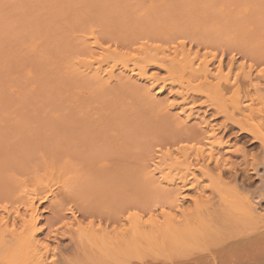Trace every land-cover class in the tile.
Returning a JSON list of instances; mask_svg holds the SVG:
<instances>
[{
	"label": "bare ground",
	"instance_id": "1",
	"mask_svg": "<svg viewBox=\"0 0 264 264\" xmlns=\"http://www.w3.org/2000/svg\"><path fill=\"white\" fill-rule=\"evenodd\" d=\"M11 1L9 2V0H3V1L0 0V13L4 12L6 8L7 9L11 8V7H8ZM14 1L17 2L18 0H14ZM21 1L23 2L25 0H21ZM27 1L31 2V0H26V2ZM57 1L55 2V4H58ZM29 2H27L26 4L24 3L22 7L25 5L26 7L27 5H30L31 3ZM37 3H40V2H37ZM204 3H206L207 5L206 1ZM52 4H50V6L54 7V5L52 6ZM84 4H83V7H84ZM112 4L115 5V3H112ZM112 4L111 6H114ZM149 4L152 5L151 7L153 8L154 6L153 2ZM148 5H147V8L150 9L151 7H148ZM210 5L208 6L210 7ZM17 6L16 7L18 8V10H21L19 5ZM35 6L38 7L37 5ZM162 6L165 7L167 5L165 4ZM16 7L14 10H16ZM32 7H34V5H32ZM32 7L31 9L27 8L26 10H29L27 12L29 13H31V11L34 12L35 10H33ZM115 7L114 9H116ZM143 7H140V8L143 9ZM66 8H68V6ZM22 9L24 10V8ZM157 9L152 10V11L156 10V12H154L155 13L154 16L148 15V17L152 16L155 18L157 14L160 15L161 13V12L157 13V11H160V10L162 11L164 8H161L159 10ZM194 9L195 8H193V10ZM144 10L145 9H143L142 11ZM165 10H167V12L163 11L165 12L164 14L168 13V7H166ZM42 11L44 12L45 10L42 9ZM50 11H53V10H50ZM19 12L23 14L22 11H19ZM45 12H48V11H45ZM59 12L60 11H58V13ZM21 14H19V16H21ZM47 14H43L46 17H42V22L44 23V27L41 26L40 29L41 28L42 29L40 31L43 32L42 30H44V32L48 34L47 37L52 36V34L54 33L53 35L54 37L52 36V41H50V48H48V50L51 49L50 50L51 53H47V51L45 50L44 51L38 50V49H41V46L44 45V41H47V40H43V42L39 41L38 39H34L30 41L29 40L30 36H26V35H29L28 34L30 33L29 30H22V29H19L18 31L14 30L15 27L17 26H14L12 29L6 28V27H12V26H6V24L11 25L12 24L11 19L13 18L15 19L16 17L14 16L13 18L10 19L12 14L10 17L6 16V12H4L3 14H0V16L2 17V18L0 17V20H2L1 21L2 23L0 22V71L2 70L7 71L5 67L9 66L8 69H10V66L14 64L18 66H23V65H20V64H23L20 62L27 60L23 58L24 56L20 55V52L18 51L16 46L13 45V43L18 41V39H16L17 41L12 40L14 38L21 37L25 41L24 37H22L23 36L22 33H24L26 40L30 41L29 43H25V44L28 45V50L32 54L35 53V56H38V53L42 54L45 52L44 55H40L34 61L31 60L32 62H36V60L40 61L41 59L43 60V58L50 60L49 58H52V57L55 58V54H56L58 57H56L55 59L59 58L58 62L60 63H58L54 58L52 59L56 62V64L60 65L59 67H61V64L69 63V65L73 67L72 69H68L67 67L63 65L62 66L65 67V69L72 70L70 71V74L76 72L77 74H79L78 76H82L83 78L81 79L80 82L85 81L88 83L86 85H90V87L98 86L99 88H103V84L108 85L113 81H117V83H119V86L125 87L127 85V88H129V85H131L132 82L136 83L132 80H139V81L146 80V81H149L148 85L145 84L148 86V89L145 88L147 89L145 93L143 91H141L140 93L145 94L143 96V99H145L144 100L145 103L148 102L146 104L148 105L149 103L152 104L150 106V109H153L154 106L162 107L164 105L166 107L167 106L171 107L170 109H172V107L174 108V106H177V108H179V114L181 113L182 115H185L186 119H188L189 116L194 112H201L205 114V116H207V114L210 115L211 118L217 119L218 116H221L222 121L219 123L216 122L215 124L213 123L212 125L210 124V126L208 125L209 127H207L206 122H204L205 120H203L202 125H205L208 128L206 133L203 132L204 135H201L202 134L201 132L198 135L197 132L199 131L196 132L195 131L196 129H189L190 131L187 129V130H184V132H182L181 130H179V128L178 129L174 128V129H177L176 131H178V132L175 131L174 134H171L168 131L162 132V133L167 132V134L169 133L168 134L169 136L166 135L169 138H165L166 136L164 134H162L161 132H158L160 136L161 135L164 136L163 139L160 140L161 142L159 140L156 141L157 139H160L159 136L158 137L152 136L154 134L152 130L151 132L153 134L150 135L152 137L148 136V132H146V134L141 136L142 137L141 138L140 134H143L144 132V131H141L142 129L144 130V127H143L144 125L142 124H140V126L143 127L140 129L141 133L138 132L139 131L138 128L131 127L133 126L132 123H130L131 125L129 126L127 125L128 123H126V125L123 124L124 129L128 127V129L132 128L133 130V132H131L132 130H128V129H125L124 132L123 130H121L125 134H121V131L119 129H122V128H117V126L114 127V123H112L111 126H109V127H113L114 129L104 127L105 131L107 129L109 132H115V133L119 132L117 133L118 136L122 138L126 137V139H128L129 136L134 137V135L139 133L137 137L139 138V140H142L141 142L143 144L141 143L142 145H139V146L135 144L134 146L135 149H133V152H132L133 154H131L130 156L134 158L136 156L137 158L138 156L135 155L136 154L135 152H142V151L146 152V155H149V154L150 155L148 156L147 160H144L142 159L145 157V154H144L143 157L141 156V159L138 158L140 159L139 161H142L141 163H138L137 161L136 163H134V164L138 163L136 168H134V170H129L131 171L132 174L134 173V177L130 176L131 174L130 175L126 173L124 174L126 177H129V178L133 177V179H136L135 177H138V176L141 177L140 174L141 175L144 174L145 177L142 176L144 177L143 183L142 181L141 183L139 181V183H136L138 184V186L132 188V189L137 188L136 190L139 189V191H141V194H135L136 197H133L132 200L130 201L125 200L122 202V200L118 199L121 202L120 203L118 201V205L115 204L117 203V199L112 197L110 198V201H112L114 205L109 204V203L107 204L108 206L106 204H102L101 208H98V205L100 206L101 203L104 202L102 196L103 194L104 195L106 194L100 193V192L102 191L104 192L105 186L108 189L113 188V186L117 184L116 183L117 178L119 177L115 178L117 174H114V173L111 174L113 170L112 171L109 170L108 167L105 166L107 169L104 168L105 169L104 170L103 168L98 166L97 171L100 173H97V175L99 176L97 175H95V177L90 176L89 177L90 179H89L88 176L86 175L87 172L85 171L83 172L82 168L81 169L78 168L82 171L81 174H78L80 170L75 169L78 166L81 167L80 165L84 166L85 163H83L82 161L83 164L78 163V162L75 164V161L73 163L72 161L73 159L71 157L77 156L75 153L79 154L80 156V154L86 151V149L87 151H89L88 149H90V151L86 152L87 155L85 156L82 155L81 158H83V156L89 157V155H93V154L94 155L91 156L92 158H94L95 154L96 156L100 155L101 157L103 155V154H100L102 150H104V152L106 153L108 152L107 155H109V151H111L112 148L114 149L113 151H117L118 149L120 150L119 147H123L121 146L120 142L117 141L120 138L117 140H112V138L111 140L106 139V138L104 139L102 137L104 136L103 133H100L101 137L97 133L96 135L97 138L96 136L91 137V138L92 139L96 138L97 140L99 139L101 140V138H103L104 140L103 139L102 141L99 140L102 143L100 142L90 143L86 141L81 142V140L77 139L81 144L85 143V145L89 144V147L93 146V148H86L87 146L84 145L83 146L84 148H83V147H80L81 146L80 145L78 149L82 148L83 150L82 152L80 151L81 153H79L77 152L78 150H75L77 149V147H75L77 143L74 144V141H77L75 140L76 136H70V137H73L74 141L72 139L71 141L73 142L71 143V145L73 146H68V147L69 148L75 147L73 151L74 153L72 154L71 152L73 148H71V151L69 152V149L67 147L68 151L65 150L63 153L69 152L67 153L68 154L67 156L69 157H66V154L64 155L65 158H67V160L66 162H65V159L62 160L64 161V163L61 162L62 166L61 164L60 165L58 164L61 167L59 168V166H57L59 170L52 168V165L56 164L55 162L54 164L49 165L50 163L45 158H43L44 159V161H42L43 164L45 162L46 165L51 166V167L46 166L49 169L47 170V172L50 171L48 172V175H49L48 177L45 175L38 176L36 177V179H34V181L32 180L31 185H28L25 182L26 180L23 181V180L18 179V177L15 176L17 174L16 173L15 175L13 174V176L11 175L12 177L11 176L9 177L10 179H16L15 181H17L18 183V186L16 187L17 190H13V189H16L14 187L13 189H11L12 191H9V190L4 191V189L0 191L1 192L0 200L1 199L5 200V201L4 200L0 201V214H1L0 215V264H264V67L257 70V69H254L255 67H253L252 65L250 64L246 65L243 63L239 66H236L238 68L236 72L235 71L233 72L234 66H233L232 61L229 62L228 65H226L227 71L226 70L223 71V62L221 59H217V61L218 60L219 61L215 65L208 64L210 63L211 60L206 61L203 59L200 60L199 63H196L195 60H197L196 57L198 56L197 52L195 51L196 56L193 57V54L192 55L190 53L185 54L188 52H184L183 50H186V49L181 48L183 47V43H185V41L180 42V39H179L181 38L180 34H182V37L184 35L182 33L183 30H180L181 28L176 29V30L175 29L167 30L168 32H166L165 30V32H162V34L161 33L158 34L160 31H158V33H153L158 30V27L157 29L155 28L158 24H161V28L162 26L164 27L162 28L163 30L167 29L166 27L167 23H166V26L162 25L164 23L162 22L163 17H159V16L157 17L160 18V21L152 20L158 23L157 25H153L155 22H153V24L148 23V22H152L150 21L152 19L151 17L146 19L147 22L145 21V23H147V26L150 27L151 25H153L150 28H154L155 29V30L153 29L154 31L152 29H151L152 31L147 30L149 29V27H143L146 24L144 23L143 25L142 22L144 21H140L139 23L134 24V25L142 24L143 26L141 25V28L139 26H137L138 28L136 27L133 28L132 25H130L131 27L129 26V30H131V32L132 30L134 31L132 32L131 35H129L125 32L126 30L129 32L128 28L125 26L126 24H123L124 27L123 26L122 27L123 28L126 27L127 29L123 31L125 32L126 35L124 34L121 35L122 33L120 34L121 37L124 36V38L121 40L122 43L120 42L122 44L120 47H119V44L117 43L112 44L113 39H116V38L110 39L112 37V36L110 37L108 36L110 34L107 35L103 33L104 31L102 32L98 30L97 27H94V26L87 27L86 29H84V31L82 30L81 31L82 33L79 36L71 37V40H70L72 41L71 43L77 40L76 43H73L74 45L73 44L65 45L63 43L64 46L62 45L61 47L60 44L62 43V39L59 41L60 39L59 37H61L60 36L62 34L61 32H64V31H57L58 30V29L56 30L57 27L55 28L53 27L57 23L53 24V26L50 23L52 22L51 20L55 19L57 15L55 16L53 14H49V15ZM147 14H145L146 17H147ZM191 14L192 12L190 13V15ZM24 15L29 16L28 13H25ZM35 15L37 14L35 13ZM60 15H61L60 17H62V14ZM19 16H18V19H20L21 17H25V16H21V17ZM167 16L165 18H167ZM46 18H48L47 19L48 21L45 20ZM79 18L81 19V16ZM258 18L260 22H264V19H261L262 16H259ZM35 19L39 20V18H36V17ZM73 20L75 23L74 17H73ZM121 20H124L123 16ZM121 20H120V23L122 22ZM235 20L238 21L239 19L236 17ZM22 21H26V20H20V22ZM7 22H10L11 24ZM28 22L31 23L29 19H28ZM186 22L187 21H185L184 23ZM260 22H258L257 24L258 29H259V26L264 28V24L262 23L263 25H260L261 24ZM24 23H27V22H24ZM29 23L28 25H30ZM178 23L179 22H177V24ZM75 24H77V22ZM35 25L38 26L37 23ZM181 25L183 24L180 23V26ZM190 25L191 24H189V26ZM67 26L70 27V25H67ZM189 26H186L183 28L186 29ZM45 27H46V30H45ZM59 27H61L60 30L63 28L62 26H59ZM20 28H24V27L21 26ZM65 29L67 28L65 27ZM188 29H190V27ZM188 29L186 31L192 30V29L191 30H188ZM121 31L122 30H120V32ZM192 31L194 32V30ZM15 32L16 34H14ZM36 32L40 33L38 31ZM44 32L41 33L42 35H40V37L44 35ZM65 32H68V31L66 30ZM70 32L72 31L70 30ZM150 32H152V34ZM8 34L12 36L10 37ZM17 34L19 36H17ZM57 34H60V35H57ZM194 34L197 35L198 33L194 32ZM185 35H188V34H185ZM190 35H188L187 37L192 38V36ZM151 36L152 38L153 37H155L156 39L158 38L163 43L164 42L166 43L163 44L161 41L156 40L155 38L152 39ZM187 37H184V38H187ZM208 37H205L206 39L204 41L207 43H203V44L204 45L208 44L206 46H209V45L212 46L211 42L208 43L207 41ZM219 37L221 36L219 35ZM219 37L216 38L214 35L213 40L217 39V41L219 40L223 42L222 39ZM54 38H57V40H55ZM72 38H74L75 40ZM175 38H178L179 40L178 39L175 40ZM64 40L66 39H63V41ZM173 41H176V44L171 43ZM190 41L192 42V40ZM10 42H13V43H10ZM39 42L41 43L38 44ZM58 42L59 43L61 42V43L59 44ZM114 42H118V41L115 40ZM69 43L70 42H68V44ZM53 44L55 45V48L52 46ZM199 44H202V43H199ZM253 44L254 42H252V47L253 49H255ZM18 45H21V42ZM132 45L133 46L139 45V46L138 48L135 47L137 49H133L131 52H128V49L130 50L128 46L132 48L133 47ZM206 46H204V48H207ZM5 47H8L10 50L7 52L6 50L7 48ZM177 47H179L178 51H177ZM229 47H232V46L230 45ZM56 49L58 50L56 51ZM3 50H5V52H3ZM28 50L26 51V53H28ZM48 54H51L52 56L50 57ZM201 54H204V53H201ZM205 54L207 53L205 52ZM66 55H69L68 60L66 59ZM190 55L192 57H190ZM35 56L33 54V57ZM208 57L209 56H207L206 58ZM199 58H202V55H200ZM52 59L50 63L52 62ZM212 60H215V62H217L215 58H213ZM261 60H260L261 63L264 64V56L261 58ZM26 62H28V60ZM46 63L48 64L49 62L47 61ZM42 64H45L44 60L42 61ZM238 64L239 63H237V65ZM37 66L39 67L41 65H37ZM24 67L25 65L22 68ZM148 68H155L158 71L159 70L163 71L164 75L162 76V73H161L159 75L162 77H157L158 71L156 72L154 71L156 74H152L151 73L152 71L150 72L151 74H149ZM35 70L37 72L38 69H35ZM35 70L31 71L29 69V71L27 72L28 76H31L32 73L35 72ZM45 70H49V68ZM52 70L51 72H53ZM61 70H63V68ZM68 70H66V73H69L67 72ZM73 70L75 71L73 72ZM57 71H59V69ZM117 71L120 72V75L116 74ZM38 74L34 73L33 74L34 76H31L32 78H30L31 80H33L34 77L36 76L34 79L36 83L37 81L39 82L40 80H43L37 84L38 87L39 85L41 86V89H38V88L36 89V91L40 93L38 97L41 96V94L46 95V94H52L53 92H55L56 90L55 91L51 90L52 93L50 91H46L47 88H45V87H48V85L51 87V85L46 84V82H50V81L54 82L55 78L53 77L55 76L53 74H50L52 75V77L49 76L48 78L51 77L53 78V80L49 79L47 81H44V79L40 76V73ZM62 74L64 75V73ZM43 75L45 76V73H43ZM66 78H69V77L66 76ZM64 80L65 79L63 78V81ZM57 81H55L54 83H57ZM74 81L77 82L76 80H73V82H70V83L74 85L73 84ZM41 84H43L44 88ZM45 84L47 86H45ZM79 85L78 87H80ZM81 85H85V83ZM60 86H64V84ZM60 86H57V87H60ZM132 86H133L132 87L133 89L134 85ZM136 86H138L137 83H136ZM69 87H71V85ZM90 87L87 86L86 89H90ZM99 88L97 89L99 90ZM154 88L157 89L154 92V95H159L161 94L162 91L169 88L168 94H170V97H175V99L174 98H171L174 100L169 99L170 102H166L165 100L164 104L156 103V100H154L155 98L151 95L152 92L151 94L149 93L150 91L154 90ZM81 89H83V87H81ZM57 90H60V89H57ZM36 91H33V94ZM42 91L43 93H41ZM68 91L69 90H67V92ZM90 92H94V91H90ZM88 94L90 95L92 93H88ZM89 95L88 97L85 96V99L86 97L91 99L92 96L89 97ZM131 95L132 97L136 96L134 92H132ZM49 96L50 95H48V97ZM48 97H44V98H48ZM51 98L48 100L52 102L53 99ZM92 98L95 100H98L97 98H94V97ZM42 99L40 100L42 101ZM55 99H58V98H55ZM105 99H108V98H105ZM174 101H176V104ZM55 102L56 101L52 102V104ZM92 102L95 103L96 101H92ZM42 103H46V102H42ZM97 104H100V103H97ZM101 104H103V102ZM28 105L29 104H27V108H28ZM148 105H147V108H148ZM50 106L51 108H54V106L52 105ZM50 106L46 107L48 108L47 111L44 110L46 109L44 108V106L41 109L44 110V112L46 111L47 112L46 114H50V112L51 113L54 112L53 109L50 108ZM55 106H58V105L55 104ZM69 106L70 108H72L71 105ZM79 106L80 108H82L81 105H78V108H77L78 110H80ZM101 106L102 105H100V108ZM91 108H93V106H91ZM18 109H14L13 111L14 112L17 111L18 113L20 112V110ZM29 109L30 108H28V110ZM26 110L27 109H25V111ZM32 110L27 111L30 115H28V113L23 112V111L22 113H26L25 115H27V117H30L33 115L32 112H35L34 113V116H35L38 111L36 112ZM54 110H56V108H54ZM93 110H95V113L98 112L97 109H93ZM57 111L59 112L62 110H57ZM150 111L152 110H148L147 113H149ZM58 112H55V113H58ZM80 112L83 113V111H80ZM43 113H42L43 119L41 118L42 115L40 117V120L42 119L43 121L41 124L47 123V118L54 117V115L50 114L51 116L48 115L45 118ZM95 113H92V114L94 115ZM98 114L99 113L95 115H98ZM150 114H152V112H150ZM25 115L24 114L18 115V118L19 116H21L22 119L24 116V119L22 120L24 121L23 125L24 124L29 125L30 123H34V122H36L38 126L40 125L39 123H37V122H40L39 118H38V121H34L35 119L37 120V118L35 117H38V116H35V117L32 116L33 118L30 117L31 118L30 120L33 122L29 121L30 123L27 124L26 122L28 121L27 119L29 118H26ZM91 116H88V117H91ZM98 116H100V114ZM88 117H85L88 119L86 122L90 121ZM21 118H19V121L16 120L15 123L20 125L21 123H17V122H20ZM52 118H50L51 120L48 121L49 123L57 122V120H55L56 118L55 119H52ZM150 118L153 119V116L148 115V118L146 120L151 121L152 119L150 120ZM45 119H46V122H44ZM80 119H83V118H79L77 120L79 121ZM155 120L156 119L152 121H155ZM1 121L3 122V120ZM61 121L64 122L63 118ZM82 121L83 120L77 123L80 124L81 126V124L85 123V122L82 123ZM91 121L93 122L94 119H92ZM67 122H64V125ZM4 123H5V120H4ZM60 123L61 122H59V124ZM228 124H230L231 126ZM43 125H47V124H43ZM43 125H41V127ZM60 125H62V123ZM72 125H68V127L71 126V128H73ZM85 125H89V124L85 123ZM226 125L227 127L230 126V128L236 127L239 129L241 133H244V134H247L253 137L254 141L252 140V142H256L259 148L257 149L258 150L257 154L255 152H254L255 154L251 152L252 153L251 155H247L246 153L247 152L249 153V151L243 150L241 148L244 146L237 145L235 141L234 143L233 141L232 142L229 141L228 137L232 135L230 136H227L228 134L226 135V132H225L227 130V128H225ZM53 127H51V129H53ZM85 127L87 128V126ZM92 127H95V126L92 124ZM118 127H122V125L119 124ZM75 128L78 129L77 126ZM223 128L225 129L222 131ZM37 129L39 130V129H44V128H37ZM65 129L67 128L65 127ZM95 129L96 128H93L92 130H95ZM72 130L73 129H71V131ZM92 130L90 131L92 132ZM136 130L138 131L136 132ZM193 130L195 134H193L194 133ZM50 132L52 134L55 133V132L53 133L52 130H50ZM171 132H174V131H171ZM61 133H64V132H61ZM72 133L74 134V132ZM126 133H130V134L128 135ZM234 133H236V130ZM80 134L83 135V133H80ZM158 134L156 133V135ZM230 134H233V133H230ZM91 135L93 136L94 134H91ZM146 136H148L149 139ZM113 137H116V135ZM153 137H156L157 139ZM91 138H86V139H89L90 141H92ZM124 139L125 138H123L122 140L120 139V141H123ZM107 140H109V142H107ZM130 140L131 139H128V141ZM136 140L139 142L138 139ZM98 143L102 146L100 147ZM123 143L124 142H122V144ZM125 143L129 144L128 142H125ZM148 144L150 146H148ZM110 145H112L111 148H109ZM116 145H120V146H116ZM144 145H145L144 148L140 147ZM151 145H152V148H151ZM126 146H129V145H126ZM117 147L118 149L115 150V148ZM131 147L134 148L133 146ZM131 147L129 148L132 149ZM124 148H128V147H124ZM162 149H164L163 154H162L163 152ZM25 150L27 151L28 147ZM137 150H140V151H137ZM148 150H150L149 154L147 153ZM221 151L224 152L223 156L225 157L221 155L222 153L220 154ZM33 152L32 154H34ZM110 153L113 154L112 156H114V153L112 152ZM153 153L156 154L155 156L156 158L160 156L159 158L161 159H159V161L156 160V158L154 159ZM160 153L162 155H159ZM111 154L109 156H106V154H104L105 155L104 158L111 159L110 157ZM40 157L42 158V156ZM97 158L98 159H94V160L100 159L99 157ZM68 159H71V160L68 161ZM75 159H78V161H81L79 160V158L75 157ZM85 159L86 158H84L83 160ZM138 159H135V160H138ZM87 161H90L91 163L93 160L87 159ZM96 162L98 164L101 163L100 160ZM96 162H94V164H96ZM109 163H112V161ZM5 164H8V162H6ZM72 164L74 165V167ZM26 165L22 164L23 168ZM105 165H108V164H105ZM114 165H116V163H114ZM128 165L131 166L130 164ZM71 166L73 170H71L72 169ZM93 166L91 165V167ZM102 167H104V165ZM110 168L113 169L114 166ZM121 168H124V166H122ZM142 168H144V170ZM100 169H102V171L104 172L103 174L101 173L102 171ZM238 169L240 170L242 169V171H245L250 176H253L254 181H256L257 183L255 185L254 183L252 184L251 182L252 180L250 179H253V178L251 177H249L250 179L248 177L241 178L240 173H239L240 170L238 171ZM43 170H45V167ZM88 170H91V169H88ZM135 170L138 171V173L136 171V175L134 172ZM143 171H145V173ZM122 172L124 173L125 171H122ZM91 174H94V173H91ZM247 174H244V175L247 176ZM71 175L72 176L78 175V176L71 177ZM81 175L86 176L88 180L92 181V182H85V184L88 183L89 185L88 187L93 188V189L91 188V191L98 192V194L96 195L98 196L97 199L101 197L103 200L100 204H99L100 200L97 203H95L96 204L95 206H97L96 208L93 207L92 204H88V205H91L92 207H89V206L83 207L82 205V208H81L80 206L79 207L77 206V204L79 205L78 202L76 203L74 202V199L75 201H77L80 199L78 198L80 196L78 195L77 197L76 194L78 193H75V192L73 196L72 191L78 190L74 188L73 185L75 184L73 183L78 182V184L80 185L79 182H81V185H82L84 181H87L86 178L83 179ZM118 175H121V173H119ZM80 176L82 179L78 178ZM96 176L99 178H97ZM107 176L108 178H106ZM125 176L122 178H125ZM80 179L83 181H81ZM247 180H248V183H245V181ZM111 181L113 185L108 184V182H111ZM90 183H92V185ZM123 184L121 183L118 185L120 186ZM126 184L128 185V183ZM86 186L87 185H85L84 187L88 188ZM139 186L141 188H139ZM168 186H171V188H169L170 190L165 188ZM173 186H176L177 188L174 187L175 189H172ZM73 188L76 190H73ZM127 188L129 189L131 193L132 192L131 188L129 187ZM136 190H134L135 193H136ZM55 191H56V194L54 193ZM79 192L81 193L82 189H80ZM186 192H191L190 193L191 195L187 194ZM57 194L59 195L58 197H60L58 198L59 200L57 199L56 203H52V204H56V205H53L54 206L53 208L54 218L52 217L53 220L47 223L49 224L47 228L50 229V232H49L50 236L47 234L48 236H46L45 240H39L38 235L41 232V229H40L41 227H38V220L40 221V219L38 216L37 207L43 202H47L51 197L56 198ZM108 194H110V191ZM113 195H116V194H113ZM109 196H111V194ZM125 196L123 198H127ZM87 197H90V196H87L86 194V196H84L83 198H86L87 200ZM55 200H53L52 202H54ZM81 200L82 198L79 200V202H81ZM186 201H189L188 203L189 205H184ZM90 203H94V202H90ZM103 205H106L107 207L106 206L103 207ZM77 208L78 209L80 208V210H78ZM84 208H86L87 211ZM81 210H85L83 215H81L83 212ZM63 212L69 215L70 217L68 218H71V220L68 223L63 222L62 223L63 225L62 226L60 225L61 227H56V223H58L56 221L62 220L64 218V215H62ZM78 213H80L81 216H84L88 220L87 224L83 225L82 222L78 221L77 219ZM145 216H147V219H144ZM68 218L66 220H68ZM57 238H59L58 240H63V241L64 239H67L69 243L68 247H65V246L61 247L57 242L58 241ZM51 241H55L56 244L55 245L51 244ZM68 250H69V253H68Z\"/></svg>",
	"mask_w": 264,
	"mask_h": 264
},
{
	"label": "rangeland",
	"instance_id": "2",
	"mask_svg": "<svg viewBox=\"0 0 264 264\" xmlns=\"http://www.w3.org/2000/svg\"><path fill=\"white\" fill-rule=\"evenodd\" d=\"M10 1L11 0H9V2ZM35 1L40 2V3H37ZM50 1H52V2H50ZM56 1L57 0H31V2H29V1H27V2L31 3L32 5H34V7H32L31 4L27 5V7H26V5L22 7V5H24V3L25 4L27 3L26 0L23 1V2L21 0H18L17 2L12 0L11 1L12 5H11V3H9V5H8V7H11L12 9L11 8H9V9L6 8V10L8 12L6 10L4 12H6V16L7 17H10L11 14H12L10 19L13 18L14 16L16 18L15 19L14 18L11 19L12 24L10 22H7V23H9L11 25H7L6 24V26H12V27H6V28L12 29L14 26H17V27H15L14 30H17V31L19 29L29 30L30 33L27 32L29 35H26V36H30V38H29L30 41H32L34 39H38L41 42H43V40H47V41H44V45H42V46L40 45L41 49H38V50H43V51L45 50V51H47V53H51V51H50L51 49L48 50V48H50V41H52V36L54 35V33L52 34V36L47 37L48 34L46 32H44V30H42L44 32V35L40 37V35H42L41 33H43V32L40 31L42 29V28L40 29V27L41 26L44 27V23L42 22V17H46L43 14H47L48 13L47 15H49V14H53L55 16L57 15L56 18L52 19L51 20L52 22H50V23H51L52 26H53V24L57 23L53 27L54 28L57 27L56 28V30L58 29L57 31H64V32H61L63 34V36H62V34L61 35L57 34V35H60L62 37V38L59 37L60 38L59 41L62 39V43L60 42L61 43L60 44L58 42L61 47H62V45L64 46V44L65 45H70V44L76 43L77 40H75L74 38H72V39H74L75 41H73V43H71L72 42V41H70L71 37L81 35V33H82L81 31L82 30L84 31V29H86L87 27H90V26L97 27L98 30H100L102 32L104 31L103 33H105L107 35L110 34V35H108L109 37L112 36L110 39L116 38V39H113V41H112L113 43L112 44L117 43V44H119V47H120L122 45L121 44L122 43L121 40L124 38V36L121 37V35H123V34L126 35L125 32L127 34L131 35L132 32H134L133 30H132V32H131V30H129V26L130 25H132L133 28H135V27L138 28L137 26H139L141 28L142 24H138V25H134V24H137L140 21H144V22H142L143 25H144L146 19H148L149 17L152 18L150 21H152V20L160 21L159 17H163L162 18V22H164V23L162 25L166 26V23H167V26H166L167 29L163 30L162 28H164V27L162 26V28H161V24H158L155 21L148 22L149 24H153V22H155L153 25H157L158 24L156 27L154 26L156 29L158 27V30L156 32H153V33H158V31H160L158 34H160V33L162 34V32H165V30H166V32H168L167 30H173V29L176 30V29H180L181 28L180 30H183L182 33L184 35L182 37V34H180L181 38H179V39H180V42L181 41L182 42L185 41V43H183V47H181V48L186 49V50L182 49L184 52H188V53H185V54H189V53L191 55L193 54V57L196 56V52H197V54H198L197 57L198 58L196 57V59H197V60H195L196 63H199V61L203 59V60H206V61H210L211 60L212 62L210 61V63H208V64L215 65L219 61V60L217 61V59H221L222 62H223V71L224 70L227 71L226 65H228L229 62L232 61L233 66H234L233 67V72L234 71L236 72V70L238 68L236 66H239V65H241L243 63L246 64V65L250 64L253 67H255L254 69H257V70H259V69L264 67V64L261 63V61H262L261 58L264 56V28L259 26V29H258V27H257L258 22H260V20H258L259 19L258 17L262 16L261 19H264V0H209L210 2L208 0H74V1H72V0L71 1L70 0H58L57 1L58 4H55ZM64 1L67 4H65ZM87 1H89V2H87ZM143 1L146 2V3H144ZM151 1L154 4L153 8L151 7L152 5L149 4V3H152ZM205 1L207 2V5H206V3H204ZM13 2L16 3V4H14ZM138 2H140V3H138ZM52 3H54V4H52ZM112 3H115V5L112 4ZM117 3H118V5H117ZM209 3L212 4V5H210ZM50 4H52V6L54 5V7H51ZM77 4H79V5H77ZM83 4H84V7H83ZM111 4L114 5V6H111ZM165 4L167 6L163 7L162 5H165ZM17 5H19L21 10H18V8H17L18 6ZM35 5H37L38 7H36ZM147 5H148V7H151V8L148 9ZM208 5H210V7ZM67 6H68V8H66ZM155 6H157V7H155ZM189 6H191V7H189ZM15 7H16V10H14ZM31 7H32L33 10H35L34 12L30 10L31 13H33V14L27 12L29 10H26L27 8L31 9ZM110 7L113 8V9H111ZM114 7L116 9H114ZM140 7H143V9H145V10L142 11L143 9L140 8ZM166 7H168V13L164 14L165 12H167V10H165ZM22 8H24V10ZM35 8H37V9H35ZM161 8H164V9L162 11L161 10L157 11V13L161 12L160 15L157 14L155 16V18L152 17V16L148 17V15H153L154 16V14H155L154 12H156V10L152 11L153 9L159 10ZM193 8H195V9L193 10ZM196 8H197V10H196ZM42 9L45 10V11H48V12H45V11L43 12ZM54 9H55V11H54ZM50 10H53V11H50ZM57 10L62 12V13H60V12L58 13ZM19 11H22L23 14H21V12H19ZM163 11H165V12H163ZM4 12H1L0 14H3ZM11 12H13V13H11ZM24 12L28 13L29 16L24 15L25 14ZM191 12H192V14L190 15ZM35 13L37 15H35ZM150 13H152V14H150ZM19 14H21V16H25V17H21V16H19ZM60 14H62V17H60L61 16ZM145 14H147V17L145 16ZM162 15H164V16H162ZM18 16L21 17V18L18 19ZM80 16H81V19L79 18ZM122 16H123V19L125 21L121 20ZM157 16H159V17H157ZM166 16H167V18H165ZM189 16H191V17H189ZM256 16H257V18H256ZM35 17L39 18V20L35 19ZM73 17L75 19V23L77 22V24L74 23ZM236 17L239 19L238 21L235 20ZM158 18H159V20H158ZM192 18H194V19H192ZM28 19H29V21H31V23L28 22ZM47 19L48 18H46L45 20L48 21ZM57 19H58V21H57ZM20 20H26V21L20 22ZM120 20L122 21L121 23H120ZM1 21L2 20H0V22ZM181 21H183V22H181ZM185 21H187V22L184 23ZM193 21H195V22H193ZM24 22H27V23H24ZM177 22H179V23L177 24ZM28 23L30 25H28ZM36 23L38 24L39 27L37 25H35ZM67 23H69V24H67ZM180 23H182L185 26H183V25L180 26ZM260 23H261L260 25L264 24V22H260ZM14 24H16V25H14ZM58 24H59V26L63 27L61 30H60L61 27H59ZM123 24H126L125 26L128 28L129 32L126 30L127 29L126 27L123 28L124 27ZM145 24H146L145 26H143V25L142 26L143 27H149V26H147V23H145ZM189 24H191V25L189 26ZM67 25H70V27L67 26ZM107 25H109V26H107ZM153 25H151L150 27H152ZM21 26H23L24 28H20ZM168 26H170V27H168ZM186 26H189L190 29H188L189 27H187L186 29L183 28V27H186ZM35 27H37V28H35ZM65 27L67 29H65ZM150 27L147 30H151V29L153 30L154 29V28H150ZM170 28H172V29H170ZM187 29L188 30L192 29V30H194V32H196L198 34L197 35L194 34V32L192 30L191 31H186ZM45 30H46V27H45ZM66 30L68 32H65ZM70 30L72 32H70ZM120 30H122V31L120 32ZM36 31H38L40 33H37ZM123 31H125V32H123ZM78 32H79V34H78ZM6 33H8V32H6ZM27 33H25V34H27ZM58 33H60V32H58ZM150 33L152 34V32H150ZM14 34H16V32ZM158 34H156V35H158ZM185 34H188V35L191 34L190 36H192V38L191 37H187L188 35H185ZM22 35H23L22 37H24L25 41L21 37L18 38L17 36H19V35L17 34V36H16L17 38H14L12 40L18 39V41L16 40L17 42H15V43L10 42V43H13V45H15L16 48L18 49V51L20 52V55L24 56L23 58L28 60V62H26L27 60H25L23 62H20V63H23V64H20V65H23V66L25 65V67L22 68L23 66H18V65L14 64V65H11L13 67L10 66V69H8L9 66H7V67L3 66V67L6 68L7 71H3V70L0 71V117H1V119H0V178H1L0 179L1 180L0 181V191L3 190V189H4V191L5 190L12 191L11 189H13L14 187L16 188L18 186L17 181H15L16 179H10V177H9L11 175L13 176V174L15 175L17 173L15 176H17L18 179L23 180V181L26 180L25 182L28 185H31L32 180L34 181V179H36V177L44 176V175L47 176V177L49 176L48 172H50V171L47 172V170H49V169L46 166L52 165L55 162L56 164L52 165V168L53 169L55 168V169L59 170V168H61L59 165L61 164V166H62L61 162L64 163V161H62V160L65 159V162L67 160V158H65L64 155L66 154V157H69V156H67L68 155L67 153H69L71 151V148H73L72 151H71L72 154L74 153L73 151H74L75 147H77V149H75V150H78L77 152H79V153L82 152L83 149L82 148L78 149V147L80 145H81L80 147H83L85 145V143L81 144L77 139L81 140V142H85L86 141V142H90V143H97V142L102 141L103 138L104 139L106 138V139H109V140H111V138H112V140H117L119 138L122 140L123 138H125L123 141H120V139L117 140V141L120 142L121 146H123V147H119L120 150L117 147V148H115V150L118 149L117 151H113L114 150L113 148L111 149V151H109V155L111 154L110 152L114 153V156H112L113 154H111V156H110L111 159L110 158H108V159L104 158V156H105L104 154H106V156H109V155H107L108 152L106 153L102 149H101L102 152H100V154H103L102 155L103 158H102V156L100 157V155L96 156V154H95L94 158L91 157L94 154L93 155H89V157H91V158H89L88 156L84 157L85 155H87L86 152L90 151V149H88L89 151H87L86 148H93V146L89 147V144L85 145V146H87L85 148L86 151L82 152L83 154L81 153L80 156L77 153H75L77 156H72V157L70 156L73 159L72 160L73 163L75 161V164L77 162L81 163V164L85 163L84 166L78 164L81 167L78 166L75 169H78V168L81 169L82 168L83 172L84 171L87 172L86 175L88 176V178L90 176L91 177H95V175H97V173H100V172L97 171L98 170L97 169L98 166L103 168V169L108 167L109 170H111V171L115 170L114 172L112 171V173L111 172L110 173L111 174H113V173L117 174V176L115 178L119 177V178H117V182L114 181L117 184H115V186H113V188L108 189L105 186L104 192L101 190L102 192H100V193H105L106 194V195L103 194L104 197L102 196V198H103L104 202L101 203L103 201L102 198L99 197V199H97L98 196H96L98 194V192L91 191L92 187H88L89 186L88 183L85 184V182H92V181L88 180L86 178V176L81 175L83 179L86 178V180H87V181H84V183H82V185L83 184L84 185L82 186L81 182H79L80 183V185H79L77 180H76L77 183H73V184H75V185H73L74 188L78 189L79 191H80V189H82L81 193L78 190L74 189V188H73V190H76L77 192L76 191H72L73 196H74V192H75V193H78V194H76L77 197H78V195L80 196L78 198H80V199L82 198L81 202H79L80 199L77 200V201H75V199H74L75 203L76 202L79 203V205L77 204V206L78 207L80 206L81 208H82V205H83V207H86V206L87 207L88 206L92 207L91 205H88V204H92L93 207L96 208L97 206H95L96 205L95 203H97L99 200H100L99 204L101 203V205L100 206L98 205V208H101L102 204H106L107 205L109 203V204L114 205L113 202L110 201V198H112V197L117 199V203H115V204L118 205V201L120 202V200H122V202L125 201V200L130 201V200H132L133 197H136L135 194H141V191H139V189L136 190L137 188H134V189H132V188L133 187H137L138 184H136V183H139V181H140V183H141V181L143 183V178L145 176H144V174L143 175L140 174L141 177L142 176H144V177L141 178V177L138 176V177H135L136 179H133L134 173L132 174L131 171H129V170H134V168H136L137 164L142 162V161H139V160L141 159V156L143 157L144 154H145V157L142 158V159L147 160L148 156L150 155L149 154L150 150L147 151V153L149 155H146V152L142 151V152H135L136 153L135 155L138 156L137 158H136V156H135V158L131 157L130 155L133 154L132 152H133V149H135V147H134L135 144H137V146L143 144L141 142L142 140H139V138L137 137V135H139V133H137L136 135L133 134L134 137L131 135L134 138L135 141L130 136L128 137V139H131V140L128 141V139H126V137L122 138V137L118 136L117 133H119V132H116V133L115 132H109L107 129L105 131L104 129L106 127L107 128H113V127H109V126H111V124L114 123V127L117 126V128H122V129H119V130L120 131L123 130V132H124L125 129H128V127L124 129V125H126V123H128L127 125L129 126V125H131L130 123H132L133 126H131V127H135V128L139 129V131L136 130V132L137 131L140 132V129L144 127V130L143 129L141 130V131H144V132H143V134H140V137L145 135L146 132H148V136H150L151 134H153L151 132V130H152L154 132V134L152 136H156V137L159 136L160 139H157L156 137H153V138L157 139L156 141H158V140L160 141L161 139H163L164 136L161 135L162 136L161 137L158 134V132L162 133L163 131H168L171 134H174L175 131L178 128L182 132H184V130H187V129L188 130L189 129H196L195 130L196 132L199 131V132H197L198 135L200 134V132L202 133L201 135H204L203 132L206 133V131L208 130L207 127H209L210 124L212 125L213 123L215 124L216 122L219 123V122L222 121V117L221 116H218L219 119L218 118L216 119V118H211L210 115H208V114H207V116H205V114H203L201 112H194V113H192L193 115L191 114L192 116L190 115L191 117L189 116V118L186 119L185 115H182L181 113L179 114V108H177V106H174V108L172 107V109H170L171 107H168V106L166 107V106L163 105L162 107H155L154 106L153 109H150V106L152 104H150V103H149V105L146 104L148 102L145 103L144 102L145 99H143V96L145 95L144 93L148 89L147 85L149 83V81H146V80H144V81L143 80H140V81L139 80H132V81L136 82L138 86H136V83L132 82L131 85H129V88H127V85L125 87L124 86L123 87L119 86V83H117V81H113L114 83L111 82L108 85L107 84L106 85L103 84V88H99L98 86H93L94 88L90 87V85H86V84H88L87 82H85L83 80H82L83 82H80L83 77L82 76H78L79 74L74 72L75 70H73L74 73L70 74V71H72V70H68V69H72L73 67L70 66L69 63L61 64V67H59L60 65L56 64V62L52 59L54 57L49 58L50 60L43 58L45 64H42L43 60L41 58H40L41 59L40 61L36 60V62H32L37 57H39L40 55H44L45 52L42 53V54L38 53V56H35V53H33L34 56H35V57H33V54L28 50V45L25 44V43H29L30 41L26 40V37H25L24 33H22ZM50 35H51V33H50ZM214 35H215L216 38L219 37V35H220L221 37H219V38H221L223 42H221L219 40L217 41V39L213 40V36ZM9 36L11 37L12 35H9ZM184 37H187V38H184ZM205 37H208L207 38L208 43L211 42L213 47L211 45H209V46H210V48L211 47L213 48V49L211 48L212 50L209 48V46H206L208 44H206V45L203 44V43H207V42H204L205 39H206ZM151 38H152V36H151ZM154 38L155 37H153L152 39H154ZM54 39L57 40V38H54ZM63 39H66V40L63 41ZM176 39H178V38H175V40ZM184 39H186V40H184ZM209 39H211L212 41L209 40ZM115 40H117L119 43L118 42H114ZM156 40L161 41L158 38ZM190 40H192V42ZM20 42H21V45H18ZM41 42H39L38 44H40ZM68 42H70V43L68 44ZM154 42H156V41H154ZM252 42H254L253 45H254L255 49H253V47H252ZM165 43L166 42H164L163 44H165ZM171 43L176 44V41H173ZM199 43H202V44H199ZM160 45H162V44H160ZM203 45L206 46L207 48H204ZM230 45L232 47H229ZM15 46H14V48H15ZM52 46L55 48L54 44ZM138 46L135 45L132 48L128 46V48H130V50L128 49V52H131L133 49H137ZM135 47H137V48H135ZM5 48H7L6 49L7 52L10 50L8 47H5ZM178 48L179 47H177V51H178ZM27 50H28V53H26ZM57 50L58 49H56V51ZM3 52H5V50H3ZM184 52H182V53H184ZM205 52L207 54H205ZM201 53H204L205 55L201 54ZM48 55L50 57L52 56L51 54H48ZM191 55H190V57H192ZM200 55H202V58H199ZM203 55H204V57H203ZM68 56L69 55H66V59L67 60H68ZM180 56H181V54H180ZM207 56H209L210 58L209 57L206 58ZM56 57H58V56L55 54V58ZM213 58H215L217 62H215V60H212ZM252 58H253V60H252ZM51 59H52V62L50 63ZM207 59H209V60H207ZM46 60L49 62L48 64L46 63L47 62ZM55 60L58 62L59 58L55 59ZM38 62H39V64H38ZM58 63H60V62H58ZM237 63H239V64L237 65ZM37 65H41V66L38 67ZM62 65L67 67L68 69H65V67H63ZM41 67H42V69H41ZM48 68H49V70H45V69H48ZM62 68L65 71L61 70ZM234 68H236V69H234ZM26 69H27V71H26ZM29 69L31 71H34L35 69H38L37 72L40 73V76L44 79V81H47L49 79L53 80V78H55V80H54V82H55L59 78V80H58L59 82L57 81V83H54L53 81L46 82V84H50L51 85V87L49 85H48V87H45V88H47L46 91H50L51 92V90H54V91L56 90L55 92H53L54 94L51 92L52 94H46V95L41 94V96L38 97V95H40V93H38L36 91V89L37 88L41 89V86L39 85V87H38L37 84L40 81H43V80H40L39 82L37 81V83H36L35 80H34L36 76L34 77L33 80H31L30 79V78H32L31 76H34L33 75L34 73H36V74H38V73L35 70V72H33L31 76H28L27 72L29 71ZM52 69H54V70H52ZM58 69H59V71H57ZM51 70L53 72H55V73L51 72ZM66 70H68L67 72H69V73H66ZM154 71L156 72L158 70L155 69V68H148V73L149 74H151V73L152 74H156ZM43 73H45V76L43 75ZM62 73H64V75ZM161 73H162V76L164 75V72L159 70L157 77H162V76L159 75ZM50 74H53L55 77L51 78L52 75H50ZM72 74H74V75H72ZM116 74L120 75V72L117 71ZM49 76H51V77L48 78ZM66 76L69 77V78H66ZM73 76H75V77H73ZM63 78L65 79L64 81H63ZM73 80L77 81V82L74 81V83H73L74 85H72V83H70V82H73ZM60 81H62V82H60ZM84 83H85V85H81V84H84ZM46 84H45V86H47ZM62 84H64V86H66V87L60 86ZM145 84H147V85H145ZM41 85L43 86V84H41ZM70 85H71V87H69ZM78 85L80 87H78ZM132 85H134V88H133L134 90L132 89V87H133ZM57 86H60V87H57ZM75 86H77V87H75ZM87 86H89L90 89H86ZM81 87H83V89H81ZM43 88H44V86H43ZM97 88H99V90ZM145 88H147V89H145ZM57 89H60V90H57ZM84 89H86V90H84ZM138 89H140V90H138ZM67 90H69V91L67 92ZM156 90L157 89L154 88V90L150 91L149 93L151 94V92H152L151 95L155 98L154 100H156V103H158V104L159 103L164 104L165 100H166V102H170V100H174L175 99V97H170V94H168L169 93L168 92L169 88H167L164 91H162L161 94H159V95H154V92ZM33 91H36V92L33 94ZM90 91H94V92H90ZM102 91H103V93H102ZM141 91H143L144 93L143 94L140 93ZM60 92H62V93H60ZM96 92H98V93H96ZM108 92H110V93H108ZM132 92H134V94H136L135 97H132V95H131ZM41 93H43V91ZM56 93H58V94H56ZM88 93H92V94L89 95ZM48 95H50V96L48 97ZM88 95H89V97L92 96L94 98H97L98 100H95L92 97H91V99L87 98ZM85 96H87L86 99H85ZM44 97H48V98H44ZM42 98H44V99H42ZM50 98L53 99L52 102H54V101H56V102L52 104V102L50 100H48ZM55 98H58V99H55ZM105 98H108V99H105ZM171 98H174V99H171ZM40 99H42V101ZM69 99H71V100H69ZM46 100H48V101H46ZM60 100H62V101H60ZM84 100H85V102H84ZM92 101H96V102L93 103ZM42 102H46V103H42ZM73 102H75V103H73ZM102 102H103V104H101ZM174 102L176 104V101H174ZM97 103H100V104H97ZM27 104H29L28 105V108H30L29 110H32V108H33L32 111H36V112L38 111L36 113V115H35V116H38V117L34 116L35 112H32V114H33L32 116L37 118V120L33 119L34 121H38V118H39L40 122H37V123L40 124L39 125L40 127L36 124V122H34V123H30L29 122V121H31L30 117H32V116L27 117V115H25L26 113H28L27 111H29L28 108H27ZM55 104H57L58 106H55ZM75 104H76V106H75ZM50 105L54 106V108H56V110H54V108H51ZM69 105H71L72 108H70ZM78 105L82 106V108H80V106H79L80 110L77 109ZM100 105H102L101 108H100ZM147 105H148V108H147ZM43 106H44V108H46L47 106L48 107L50 106V108L53 109L54 112H52V113L50 112V114L54 115V117L53 118L50 117V118H52V119L56 118L55 120H57V122H55V123L52 122V123H54L56 125L48 122L49 120H51L50 118H47V123H43V124H47V125L41 124L43 122L42 121V119H43L42 113L44 112V110L47 111V109H48V108H46V109L42 110L41 108H43ZM91 106H93V108H91ZM94 106H95V108H94ZM19 107H21V108H19ZM38 108H40L41 110L38 109ZM74 108H76V109H74ZM144 108H146V109H144ZM14 109H18V110H20V112H18V113H17V111L14 112L13 111ZM25 109H27V110L25 111ZM82 109H84V110H82ZM93 109H97V111H98L97 113H99L101 117L98 116L99 114L95 115L97 113H95V110H93ZM57 110H62V111L58 112ZM91 110H93V111H91ZM146 110L147 111L148 110H152V111H150V112H152V114H150V112L147 113ZM22 111L26 112V113H22ZM46 111L43 113L45 118L48 115L51 116L50 114H46L47 113ZM69 111H71V112H69ZM80 111H83V113H81ZM153 111H154V113H153ZM55 112H58V113H55ZM38 113H40V114H38ZM92 113H95V114L93 115ZM23 114L26 116V118H29V119H27L28 120L27 122L25 121L27 124L30 123L29 125H26V124L23 125L24 121H22V120L24 119V116H23V119L21 118V116H19V118H21V119H20V122H17V123H21L20 125L15 123L16 120L19 121L18 115H23ZM201 114H203V115H201ZM28 115H30V114L28 113ZM41 115H42V117H41ZM148 115H152L153 116V119L150 118V120L151 119L152 120L156 119V120L155 121L146 120L148 118ZM4 116H6V117H4ZM88 116H91V117H88ZM40 117L42 118L41 120H40ZM72 117H74V118H72ZM85 117H88L90 121L92 119H94V121L93 122L91 121L92 123L90 121L86 122L88 119L85 118ZM97 117H99V118H97ZM15 118H17V119H15ZM62 118H63L64 122H67V120H68V122L65 125H64V122L61 121ZM79 118H83V119H80L79 121L83 120L82 123L85 122V123H87L89 125H85V123H83L80 126V124L77 123V122H79L77 120ZM1 120H3V122ZM4 120H5V123H4ZM203 120H205L204 122H206V126L207 127L205 125H202ZM108 121H109V123H108ZM31 122H33V121H31ZM44 122H46V119L44 120ZM59 122H61L62 125H60L61 123L59 124ZM95 123H97V124H95ZM72 124H74V125H72ZM92 124L95 127H92ZM107 124H109V125H107ZM117 124L118 125L119 124L122 125V127H118ZM140 124H142L144 126L141 127ZM198 124H200V125H198ZM41 125H43V126L41 127ZM68 125H72L73 128H71V126L68 127ZM228 125H230V124H228ZM76 126L78 127V129L75 128ZM85 126H87V128ZM98 126H100V127H98ZM230 126H228V127H227V125L225 126V128H227V130L225 131L226 135L227 134H228L227 136L232 135V136L228 137L229 141H231V142L233 141V143L235 141L237 143V145L244 146V147H241V148L243 150L249 151V153L248 152L246 153L247 155H251L252 154L251 152H253V154H255V153L257 154V151H258L257 149H259V148H258V144H256V142H252V140L254 141L253 137H251V136H249L247 134L241 133L239 131V129L236 128V127H233V128L231 127L230 128ZM48 127H50V128H48ZM51 127H53V129H51ZM65 127L67 129H65ZM37 128H44V129H39L40 130L39 131ZM58 128H59V130H58ZM93 128H96V129L92 130ZM174 128H177V129H174ZM205 128H207V129H205ZM225 128H223L222 131ZM47 129H49V130H47ZM71 129H73V130L71 131ZM50 130H52V132L53 133L55 132V133L52 134L50 132ZM81 130L82 131L86 130V131L82 132ZM90 130H92V132ZM128 130H132V128L128 129ZM200 130H202V131H200ZM235 130H236V133H234ZM115 131H117V130H115ZM171 131H174V132H171ZM61 132H64V133H61ZM72 132H74V134ZM77 132L78 133L79 132L83 133V135L80 134V133L78 134ZM87 132H89V133H87ZM123 132L121 131V134H125ZM131 132H133V130ZM176 132H178V131H176ZM193 132H194V130H193ZM193 132H191V133H193ZM97 133L99 134V136H100V133L104 134V136H102L103 138H101V140L99 139L100 141L96 139L97 138V136H96ZM130 133H126V134L129 135ZM156 133L158 135H156ZM230 133H233V134H230ZM239 133H241V134H239ZM75 134H77V135H75ZM91 134H94V135L92 136ZM162 134H164L166 136L169 133L167 134V132H165V133H162ZM176 134H178V133H176ZM193 134H195V132ZM115 135H116V137H113ZM70 136H76L75 140H77V141H74L73 137H70ZM79 136H81V137H79ZM94 136H96V138L92 139L91 137H94ZM148 136H146V137H148ZM152 136H150V137H152ZM86 138H91L92 141H90L89 139H86ZM165 138H169V137L166 136ZM72 139L74 141V144L75 143H77V144L75 145V147L69 148L68 146H73V145H71V143L73 142V141H71ZM136 139H138L139 142ZM148 139H149V137H148ZM109 140H107V142H109ZM132 140H133V142H132ZM154 141H152V142H154ZM122 142H124L123 144H125V145H123ZM125 142H128L129 144H126ZM135 142H137V143H135ZM100 143H102V142H100ZM105 143H106V141H105ZM110 143H112V142H110ZM145 143H146V141H145ZM98 145L100 147L102 146L99 143H98ZM126 145H129V146H126ZM152 145H151V148H152ZM116 146H120V145H116ZM131 146H133L134 148H132ZM148 146H150V145L148 144ZM27 147H28V150L26 151L25 149ZM67 147L69 149V152L63 153L65 150L68 151ZM111 147H112V145L109 146V148H111ZM124 147H128V148H124ZM129 147H131L132 149H130ZM140 147L144 148L145 145L144 146H140ZM238 147H240V146H238ZM105 149H107V148H105ZM125 149H127V150H125ZM153 150H155V149H153ZM137 151H140V150H137ZM162 151H163L162 152V154H163L164 153V149H162ZM32 152L34 154H32ZM157 153H159V152H157ZM162 154L160 153L159 155H162ZM220 154L223 156L224 152L221 151ZM82 155H84L83 158H81ZM40 156H42V158ZM155 156H156V154L153 153L154 159L156 158ZM75 157L79 158V160H81V161H78V159H75ZM97 157H99L100 158L99 160L101 161V163H99V164L96 162V161H99V160H94V159H98ZM159 157L156 158V160L159 161V159H161ZM223 157H225V156H223ZM43 158H45L50 164L46 165L45 162H44V164H45V166H44V164L42 162V161H44ZM84 158H86V159L83 160ZM138 158H140V159H138ZM87 159H92L93 161L90 163V161H87ZM135 159H138V160H135ZM70 160L71 159H68V161H70ZM82 161H83V163H82ZM111 161H112V163H109ZM136 161L138 163L134 164V163H136ZM6 162H8L9 165L5 164ZM94 162H96V164H94ZM114 163H116V165H114ZM117 163H118V165H117ZM127 163L130 164L131 166H129ZM22 164L23 165L27 164L24 167L26 169L23 168ZM90 164L92 166L93 165L94 166L91 167ZM105 164H108V165L110 164V165L108 166V165H105ZM148 164H150V163H148ZM96 165H97V167H96ZM103 165H104V167H102ZM57 166H59V168H57ZM112 166H114L113 169L110 168ZM122 166H124V168H121ZM18 167H20V168H18ZM44 167H45V170H43ZM49 167H51V166H49ZM73 167H74V165H73ZM87 167H89V168H87ZM145 167H146V165H145ZM71 168H72V166H71ZM93 168H95V169H93ZM119 168H121V169H119ZM130 168H132V169H130ZM80 169H78V170H80ZM88 169H91V170H88ZM142 169L144 170V168H142ZM71 170H73V168ZM78 170H76V171H78ZM100 170L102 171V169H100ZM239 170L240 169H238V171ZM42 171H44V172H42ZM45 171L47 172V174H46ZM61 171H62V169H61ZM106 171H108V170H106ZM122 171H125V172L123 173ZM126 171H128V172H126ZM136 171L137 170L134 171L135 175H136ZM148 171H149V169H148ZM90 172L94 173V174H91ZM115 172H117V173H115ZM143 172L145 173V171H143ZM72 173H74V172H72ZM81 173H82V171L80 170L78 172V174H81ZM101 173L103 174L104 172L102 171ZM119 173H121V175H118ZM125 173L129 174V175L131 174L130 176H133V177L132 178L126 177L124 175ZM137 173H138V171H137ZM239 173H240V177L241 178H244V177H246V178L248 177L249 178V177H251L253 179H250V178L249 179L252 180L251 181L252 184L254 183V185H255L257 183L256 181H254V177L253 176H250L245 171H242V169L240 170ZM244 174H247V176L244 175ZM73 176L71 175V177H73ZM75 176H78V175H75ZM81 176L78 177V178H81ZM97 176H99V175H97ZM124 176H125V178H122ZM17 177H15V178H17ZM97 178H99V177H97ZM100 178H102V177H100ZM106 178H108V176ZM118 179H120V180H118ZM129 179H131V180H129ZM140 179H142V180H140ZM81 181H83V180H81ZM125 182L128 183V185ZM251 182H249V183H251ZM121 183L122 184L125 183V184L119 186L118 184H121ZM130 183H132V184H130ZM245 183H248V180L245 181ZM90 184L92 185V183H90ZM108 184H112V181L108 182ZM252 184H251V186H252ZM85 185H87L86 187H88V188H85L84 187ZM93 187H94V185H93ZM109 187H111V186H109ZM127 187L131 188L133 193L132 192L130 193V191H129V189ZM174 187L177 188L176 186H173L172 189H175ZM139 188H141V187L139 186ZM152 188H154V187H152ZM165 188L169 189V188H171V186H168V187H165ZM13 190H17V188L13 189ZM84 190H85V192H84ZM134 190H136V193H135ZM56 191L54 192L55 194H56ZM109 191H110L111 196H109L110 194H108ZM114 191H116V192H114ZM112 192H114V193H112ZM186 193L191 195L190 194L191 192H186ZM86 194H87V196H90V197H87V200H86V198H83L84 196H86ZM113 194H116V195H113ZM119 194H121V195H119ZM125 195H127V196H125ZM129 195H131V196H129ZM58 196L59 195L57 194L56 198L55 197H51L47 202H43L42 204H40L37 207L38 216H39V219H40V221L38 220V227H41L40 228L41 232L38 235L39 236L38 237L39 240H45L46 236H48V235L50 236V234H49L50 229L47 228L49 226V224H47V223L49 221L53 220L52 217L54 218V213H53L54 206L53 205H56V204H52V203H56L57 202V199L60 198ZM124 196L127 197V198H123ZM116 197H118V198H116ZM78 198H76V199H78ZM118 199H120V200H118ZM3 200L4 199H1L0 201H3ZM53 200H55V201L52 202ZM86 202H87V204H86ZM90 202H94V203H90ZM188 203H189V201H186L184 205H189ZM106 205H103V207L106 206ZM84 209L87 211L86 208H84ZM78 210H80V208ZM85 210H81V211H83L81 215H83ZM62 215H64V218L62 220H57L56 221V222H58V223H56V227H61L63 225L62 224L63 222H65V223L70 222L71 218H68V217H70L69 215L65 214V212H63ZM81 215H80V213H78V218H77L78 221L82 222L83 225L87 224L88 220L84 216H81ZM67 218H68V220H66ZM144 219H147V216H145ZM58 239L59 238H57V240ZM57 242H58V244L61 247H63V246L68 247V244H69L67 239H64V241L63 240H58ZM51 244L55 245L56 242L55 241H51ZM68 253H69V250H68Z\"/></svg>",
	"mask_w": 264,
	"mask_h": 264
},
{
	"label": "snow or ice",
	"instance_id": "3",
	"mask_svg": "<svg viewBox=\"0 0 264 264\" xmlns=\"http://www.w3.org/2000/svg\"><path fill=\"white\" fill-rule=\"evenodd\" d=\"M131 215V214H130Z\"/></svg>",
	"mask_w": 264,
	"mask_h": 264
}]
</instances>
